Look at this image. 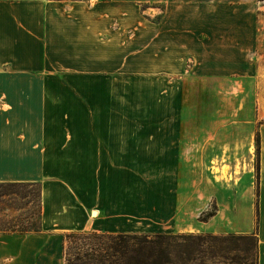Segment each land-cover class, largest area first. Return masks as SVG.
Listing matches in <instances>:
<instances>
[{
	"label": "crops",
	"instance_id": "0c3cea01",
	"mask_svg": "<svg viewBox=\"0 0 264 264\" xmlns=\"http://www.w3.org/2000/svg\"><path fill=\"white\" fill-rule=\"evenodd\" d=\"M159 3L160 21L145 19L141 7ZM262 9L258 0H0V183L38 184L41 201L38 231L0 233V264H64L61 235L74 231L250 233L249 221H228L236 212L227 202L206 221L197 219L202 202L183 207L178 170L203 150L218 168L232 170L235 152L252 166L256 134V264H264ZM186 58L190 72L250 111L227 117L221 132L216 115L205 133H187L181 111L124 110V84L142 71H185ZM155 173L166 176L164 191L151 181L146 203L124 202L138 199L134 178ZM219 176L236 199L252 198L249 175L237 184Z\"/></svg>",
	"mask_w": 264,
	"mask_h": 264
},
{
	"label": "rangeland",
	"instance_id": "374dc122",
	"mask_svg": "<svg viewBox=\"0 0 264 264\" xmlns=\"http://www.w3.org/2000/svg\"><path fill=\"white\" fill-rule=\"evenodd\" d=\"M256 4H259V2ZM149 7L148 9L145 6L141 7L143 17L153 22L160 21L164 12L163 3ZM262 10L264 11V9ZM260 12L257 11V14L259 15ZM184 63L185 71L182 70L180 73H169L170 75H168L166 72L151 71L150 75L147 76L150 71H142L140 72L141 74L139 73V82L137 84H128V87L124 84L123 90L128 94H124V110L129 106H133L134 109L140 111H181L182 119L180 125L186 128L187 133H193L194 131L200 132V130L205 133L211 127L212 116L216 117V115L219 119V132H221L227 125V117H234L236 116L235 113L238 112L245 113L250 111V108H243L242 97L239 98L238 102L236 100L229 101L225 97L227 90L220 89L219 93L216 92V89H214L215 80H212L208 76L199 77L195 75L194 70L190 72L193 65L191 58H186ZM150 76H152V79H149ZM130 89L137 90V95L136 92L129 93ZM135 101H137L136 105L134 104ZM233 125L237 126L236 124ZM215 126H217V123H215ZM240 127L241 124L237 126V129ZM202 137H205V135H202ZM211 140L212 136L208 133L204 142L207 141L209 143ZM252 152V166L248 165L244 161V158L239 159L237 157L238 152H235L233 159L235 164L232 170L230 166L222 165L218 168V166H214L217 162H209V159L207 160L210 157L209 150L199 151L196 160H187L186 164L179 166L178 171L182 190L181 203L186 201L184 200L185 195L188 197L183 207L192 210L194 206L198 207L200 202H202L203 211L199 213L197 219L206 221L215 213L219 204L227 202L231 209L236 212L235 214L228 215V221L230 222L231 218H234L235 224L241 225L249 221L252 228L250 233H254V240L252 239V241L245 238L238 239L237 237H233L250 234L242 233V231L237 229L225 233H170L187 235L189 242L185 243L182 249L185 251L192 250L193 252L191 255L193 260H180L181 263L179 264H256L258 226L256 148ZM201 155L203 157L202 160ZM233 174L236 176L234 179L235 184H237V176H250L247 179L250 182L247 181L246 185L250 191H254L252 198L244 200L236 199V192L231 189L232 185L230 183L225 184L224 182H220L219 175H222L225 180H231ZM134 180L137 181L138 194L136 188H133V192L138 195V199L128 194L125 196L124 202H132L133 204L136 202L141 206V204L147 202V199L144 197H146L148 191L154 184H156L155 188L159 189L158 191H164L165 189L166 176L163 173L140 174ZM151 181H154V184ZM129 189L130 187L127 189L124 187V190ZM195 190L202 191L203 195H205L204 198H199L197 201L191 198L189 195H192ZM242 206L248 208L249 214L244 215L238 213L241 210L239 207ZM247 208L245 209L247 210ZM40 211L41 201L38 184L0 186V233L10 232L9 229H24L25 231L35 232V229L40 227ZM135 233L166 234L165 231ZM222 237H226L228 240H224ZM61 239L62 257L64 264H66V252L69 251L70 253V250L73 251L70 249L73 243L65 238L64 233L61 235ZM182 257H187V255L182 254ZM174 260L178 261L177 258H174ZM80 261L84 260L81 259Z\"/></svg>",
	"mask_w": 264,
	"mask_h": 264
},
{
	"label": "trees",
	"instance_id": "16d2710c",
	"mask_svg": "<svg viewBox=\"0 0 264 264\" xmlns=\"http://www.w3.org/2000/svg\"><path fill=\"white\" fill-rule=\"evenodd\" d=\"M255 143L257 150V134ZM15 184L20 183H0V186H13ZM9 230L20 233L29 232L24 229ZM38 230L39 227L35 229V231ZM233 237L252 241V239L254 240V233ZM65 238L73 243L70 246L73 251L66 252V264H179L181 263L180 260H193V257H191L192 250L185 251L182 249V246L189 242L187 235L183 234H113L74 231L65 233ZM222 239L228 240L226 237H222ZM182 254H186L187 257H182ZM174 258H177L178 261H175ZM81 259L84 261H80Z\"/></svg>",
	"mask_w": 264,
	"mask_h": 264
}]
</instances>
